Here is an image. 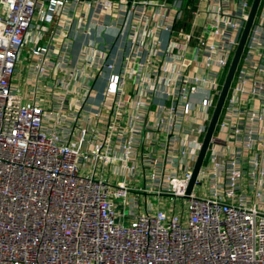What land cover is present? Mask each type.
Masks as SVG:
<instances>
[{"label": "built area", "instance_id": "built-area-1", "mask_svg": "<svg viewBox=\"0 0 264 264\" xmlns=\"http://www.w3.org/2000/svg\"><path fill=\"white\" fill-rule=\"evenodd\" d=\"M252 3L0 0V264H264Z\"/></svg>", "mask_w": 264, "mask_h": 264}, {"label": "water", "instance_id": "water-1", "mask_svg": "<svg viewBox=\"0 0 264 264\" xmlns=\"http://www.w3.org/2000/svg\"><path fill=\"white\" fill-rule=\"evenodd\" d=\"M260 1L261 0H253L251 11H250V14H249V18L246 21V24H245V27L243 29L239 44H238L237 49H236V51L234 53V56L232 58L231 64L229 66V69H228V72H227V75H226V78H225V81L223 83L221 94H220V96L218 98V101L216 103V106H215L211 121L209 123L208 130H207V132L205 134V137H204V140H203V145H202L200 154L198 156V159H197V162H196V165H195V168H194L192 180L190 182L189 191L191 190V188H192V186L194 184V181L196 179L197 173H198V171H199V169H200V167H201V165H202V163H203V161L205 159L210 139H211V137H212V135H213V133L215 131V128L217 126V123H218L220 114L222 112L225 100H226L227 95L229 93V89L231 87V84L233 82L234 76L236 74V71L238 69L239 63L241 61L243 52L245 50V46H246V43H247L251 28L253 26L256 14H257L258 9H259Z\"/></svg>", "mask_w": 264, "mask_h": 264}, {"label": "rangeland", "instance_id": "rangeland-1", "mask_svg": "<svg viewBox=\"0 0 264 264\" xmlns=\"http://www.w3.org/2000/svg\"><path fill=\"white\" fill-rule=\"evenodd\" d=\"M153 202H157L159 198H150Z\"/></svg>", "mask_w": 264, "mask_h": 264}]
</instances>
